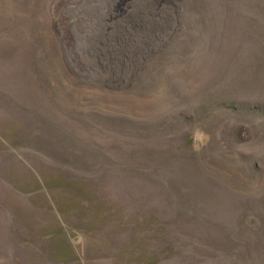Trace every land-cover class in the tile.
Segmentation results:
<instances>
[{"label":"rangeland","instance_id":"rangeland-1","mask_svg":"<svg viewBox=\"0 0 264 264\" xmlns=\"http://www.w3.org/2000/svg\"><path fill=\"white\" fill-rule=\"evenodd\" d=\"M0 264H264V0H0Z\"/></svg>","mask_w":264,"mask_h":264}]
</instances>
